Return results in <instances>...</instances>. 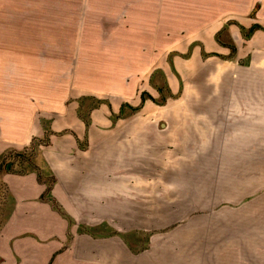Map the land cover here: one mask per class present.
<instances>
[{"label": "crops", "instance_id": "1", "mask_svg": "<svg viewBox=\"0 0 264 264\" xmlns=\"http://www.w3.org/2000/svg\"><path fill=\"white\" fill-rule=\"evenodd\" d=\"M106 1L29 0V11L57 6L76 18L84 6L116 4ZM202 30L205 50L228 52L222 41L238 27ZM39 38L48 45L52 35ZM75 48L59 53L70 59ZM12 50L8 65L0 54V157L47 138L25 171L7 163L0 173L8 198L0 264H264L262 43L238 46L234 59L179 63L185 81L171 85L179 94L120 120L115 101L111 111L93 99L133 92L131 57L108 85L86 84L82 69L54 94L52 49L34 53L44 63L35 79L16 76L26 52L15 41ZM168 71L162 64L163 77Z\"/></svg>", "mask_w": 264, "mask_h": 264}, {"label": "rangeland", "instance_id": "2", "mask_svg": "<svg viewBox=\"0 0 264 264\" xmlns=\"http://www.w3.org/2000/svg\"><path fill=\"white\" fill-rule=\"evenodd\" d=\"M120 2L126 4L121 6ZM105 3L116 4L84 6L79 8L80 13L75 18L64 12L65 8L57 6L43 8V15H39L38 9L37 13H30L29 0H0V54L8 65L9 53H13L12 44L14 41L19 43L21 51L26 52V60L21 59L22 70L16 72V76L27 75L35 79V72L42 69L44 63L41 60L35 63L34 53L52 49L53 80L57 83L53 87L54 94L67 89L62 86V80H68L66 76L69 72H76L78 77L82 69L86 84H93L95 78V82L108 85L109 77L118 76L120 70L117 68L125 63L128 65L131 57L133 72L132 76L126 77L133 81V92L126 98H114L108 94L93 99L94 104L103 103L111 111L114 104L116 119L120 120L144 109V101L161 105L179 94L180 88L172 90L171 86L176 83L182 86L185 81V72L176 68L179 63L181 66L196 57L197 64L206 65L213 60L234 59L238 46L246 50L253 42L264 45V0H107ZM129 3L133 5L129 6ZM45 11H50V14H45ZM225 22L238 27L233 38L230 36L222 41L230 47L229 51L205 50L204 36L198 37L203 32L202 28H215ZM71 32H78L79 38L71 40ZM45 33L52 35L48 45H45L44 38H39ZM16 34L20 38H14ZM215 36L221 41L219 35ZM72 41L76 43L74 55L70 59L67 55L61 56L59 52H68L67 47ZM205 43L209 47L210 39ZM198 48L199 54H188L190 49ZM40 57L46 59L49 55ZM162 64L169 69L164 77ZM201 70H204L203 66L199 67L197 74ZM104 88L105 91H118L122 87ZM15 89L22 94L31 89L30 93H33L32 88ZM2 128L3 124H0ZM46 138L40 137L37 141L32 139L23 147L5 151L0 157V173L7 169V163L11 164L9 167L13 171H25L35 159V142L45 141ZM43 177L48 180V176ZM7 209L8 198L0 180V224Z\"/></svg>", "mask_w": 264, "mask_h": 264}]
</instances>
